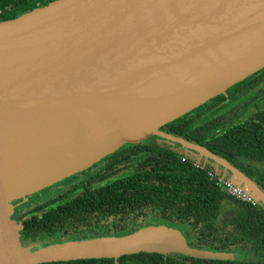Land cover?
Segmentation results:
<instances>
[{
    "label": "water",
    "instance_id": "95a60500",
    "mask_svg": "<svg viewBox=\"0 0 264 264\" xmlns=\"http://www.w3.org/2000/svg\"><path fill=\"white\" fill-rule=\"evenodd\" d=\"M263 67L264 0H55L0 22V264L116 262L141 252L240 258L194 249L154 225L29 252L12 202L125 144L161 137L264 204L228 162L160 131Z\"/></svg>",
    "mask_w": 264,
    "mask_h": 264
},
{
    "label": "trees",
    "instance_id": "16d2710c",
    "mask_svg": "<svg viewBox=\"0 0 264 264\" xmlns=\"http://www.w3.org/2000/svg\"><path fill=\"white\" fill-rule=\"evenodd\" d=\"M53 1L0 0V22ZM245 85L246 80L237 83L225 94L162 126L160 131L225 160L264 193V175L250 165L264 164V109L239 122L235 120L247 109L242 99ZM154 138L161 144H125L102 158L106 163L105 177L116 179L108 185L88 189L42 217L35 209L19 217L23 247L34 252L51 242L122 236L154 225L183 228L192 248L240 253V258L202 259L141 252L120 256L116 262L113 258H97L39 264H264V204L257 201L252 207L230 201L223 190L214 186L208 172L217 170L225 179L230 174L177 143ZM203 161L202 169L194 167ZM93 216L97 221L104 220L101 226L90 225H94Z\"/></svg>",
    "mask_w": 264,
    "mask_h": 264
},
{
    "label": "flooded vegetation",
    "instance_id": "af4514ba",
    "mask_svg": "<svg viewBox=\"0 0 264 264\" xmlns=\"http://www.w3.org/2000/svg\"><path fill=\"white\" fill-rule=\"evenodd\" d=\"M244 80H246V85L244 88L245 90L243 92L242 99L244 100L247 109L243 112V115L245 113L246 116H250L257 110L264 109V67L259 71L253 73L252 75L248 76ZM243 115L240 114L239 116L236 117L235 120L246 117ZM143 142L146 145H150V146H153V144H159V145L161 144L159 140L156 139L154 140V138H151L150 141L145 140ZM201 164L203 165L204 161L199 164L200 167H202ZM105 172H106V163L104 159H102L94 163L88 169L73 174L72 176L65 178L60 182L52 185L50 189H46L42 191L43 195L41 196V198L32 200L30 199L29 196L26 198L15 200L12 202L13 205L12 217L16 221L20 222L19 220H17L19 217L24 218L25 215L28 216V214L32 212L31 210L34 209L37 210L36 213H38L39 217H42V215L45 212L53 210L54 208H57L59 206H63L64 204L76 199L77 197L82 196L85 192L88 191V189L95 190L102 186H106L112 181L116 180L115 178L107 179L105 177ZM214 172L217 173V170ZM121 175L122 174H120V177H122ZM229 200L234 201L232 199ZM93 217H94V225L90 224L91 226H101L102 223L104 222V220H101V218H99V220L97 221V218L95 216ZM98 222L99 225H96V223ZM145 226H149V225H145ZM21 243H22V235H21ZM43 244L44 243H41V245ZM54 244H60V242H51L48 243L47 246Z\"/></svg>",
    "mask_w": 264,
    "mask_h": 264
},
{
    "label": "built area",
    "instance_id": "2783aa9c",
    "mask_svg": "<svg viewBox=\"0 0 264 264\" xmlns=\"http://www.w3.org/2000/svg\"><path fill=\"white\" fill-rule=\"evenodd\" d=\"M182 161L184 160L182 159ZM194 167L198 169L203 168L200 167L198 163H195ZM208 177L211 181H213L216 188L221 189L226 193L229 199L250 205L252 207L256 206V201L247 192L239 186L234 185L228 179L223 178L214 171L208 172Z\"/></svg>",
    "mask_w": 264,
    "mask_h": 264
},
{
    "label": "rangeland",
    "instance_id": "374dc122",
    "mask_svg": "<svg viewBox=\"0 0 264 264\" xmlns=\"http://www.w3.org/2000/svg\"><path fill=\"white\" fill-rule=\"evenodd\" d=\"M242 115H243V113H242ZM243 116H246L245 115V113H244V115ZM241 120H243V118H239L236 122H239V121H241ZM151 138H154V137H151ZM151 138H149V139H147L146 141H150V139ZM159 138H161V137H159ZM158 140L157 138H154V140ZM161 139H163V138H161ZM165 140V139H164ZM168 141V140H167ZM173 143H175V142H173ZM199 159H201V157L199 158ZM203 159V158H202ZM205 159V158H204ZM205 160H207V159H205ZM207 161H209V160H207ZM210 162V161H209ZM240 162L241 163H246V162H244V160H240ZM253 168H255L256 170H258L261 174H263L264 175V164H260V165H257V164H250ZM60 182V181H59ZM58 183V182H57ZM56 184V183H55ZM236 185H239L240 187H242V189L244 190L245 189V187L243 186V185H241L240 183H238V182H236L235 183ZM52 185H54V184H52ZM52 185H50L49 187H46V188H44V189H42V190H39V191H37V192H34V193H31V194H29V195H26L25 197H23V198H26V197H29L30 196V199H32V200H35V199H38V198H41V196L43 195V192L42 191H44V190H46V189H50L51 188V186ZM55 187V186H54ZM246 190V189H245ZM40 200H43V199H40ZM169 228L170 229H172V230H177V231H179L180 232V234L182 235V236H184L183 234V228H179V229H175L173 226H169ZM195 249V248H194ZM197 250H200V251H206V250H202V249H197ZM231 254V253H230ZM241 254L239 253V256H240ZM250 255H252V254H249L248 256H250ZM254 257H252L251 259H253Z\"/></svg>",
    "mask_w": 264,
    "mask_h": 264
}]
</instances>
